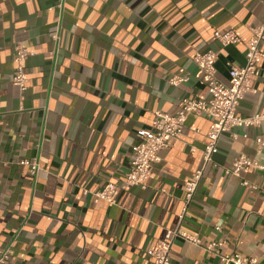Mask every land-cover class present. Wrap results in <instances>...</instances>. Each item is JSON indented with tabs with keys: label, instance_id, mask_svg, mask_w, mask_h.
Segmentation results:
<instances>
[{
	"label": "crops",
	"instance_id": "0c3cea01",
	"mask_svg": "<svg viewBox=\"0 0 264 264\" xmlns=\"http://www.w3.org/2000/svg\"><path fill=\"white\" fill-rule=\"evenodd\" d=\"M58 3L0 0V249L10 246L13 264H150L147 250L179 227L264 264V149L255 142L264 120L221 134L181 223L185 182L204 167L208 114L189 116L145 186L125 185L137 134L157 113L174 112L183 98L211 97L192 56L216 51L217 76L229 83L227 61L244 64L247 47L222 46L214 32L249 38L264 19L263 0ZM17 44L33 52L26 89L12 80ZM173 76L187 80L173 85ZM254 87L239 115L264 113V58ZM240 154L260 165L242 173L256 187L226 172ZM22 160H37V174ZM109 181L120 186L114 205L92 193ZM170 257L224 264L181 238Z\"/></svg>",
	"mask_w": 264,
	"mask_h": 264
},
{
	"label": "built area",
	"instance_id": "2783aa9c",
	"mask_svg": "<svg viewBox=\"0 0 264 264\" xmlns=\"http://www.w3.org/2000/svg\"><path fill=\"white\" fill-rule=\"evenodd\" d=\"M65 0H59V7H64ZM264 3V0H263ZM251 36L245 38L238 31L229 29L226 31L215 30L214 38L222 45L245 44L246 60L242 65L227 61L229 67V83H225L217 76L216 61L218 53L212 49L197 51L192 60L205 72L206 84L211 95L209 99L203 97L183 98L177 110L171 113L158 112L152 128L141 131L137 134L138 141L132 146V158L129 168L125 172V185L134 186L147 184L153 174V166L160 160L159 152L168 148L183 132L189 116H200L208 114L211 118L209 130L206 133V145L203 150L204 167L192 172L185 182V195L183 207L180 213V223L188 213L190 204L195 197L199 182L204 174L206 165L213 160V152L217 147L219 137L224 132H229L235 127L257 126L264 120V113H257L250 116H242L237 112L240 101L248 93L256 91L254 80L261 69V62L264 58L262 44L264 42V19L260 24L251 26ZM59 31L54 33V38L59 39ZM17 66L13 74V82L21 89H26L29 77L26 72L25 62L33 55L22 44L15 46ZM187 80V77L173 76L170 82L178 85ZM233 137L237 135L233 133ZM258 150L264 149V134L255 138ZM22 164L32 166V174L36 175L39 162L33 160H22ZM258 162L246 154H240L233 161V166L226 172L242 178V173L250 168H258ZM242 184L249 187H256L254 184L242 178ZM120 186L114 182H107L102 188L92 193L106 200L109 204L118 203L117 195ZM89 192L84 188V193ZM176 238L186 242L202 246L208 251L218 255L224 264H259L256 256H247L240 252H221L220 246L223 242L202 243L201 237L181 230L179 227L172 231L168 238L158 240L153 247L147 250L151 258L150 264H172L170 257L171 246ZM10 246L0 249V264H13L11 260Z\"/></svg>",
	"mask_w": 264,
	"mask_h": 264
}]
</instances>
